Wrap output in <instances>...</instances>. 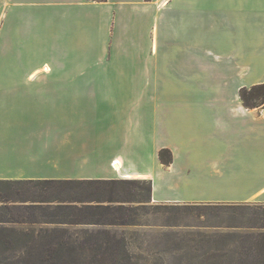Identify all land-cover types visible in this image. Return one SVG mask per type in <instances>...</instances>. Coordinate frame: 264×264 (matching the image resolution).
<instances>
[{
    "label": "crops",
    "instance_id": "obj_1",
    "mask_svg": "<svg viewBox=\"0 0 264 264\" xmlns=\"http://www.w3.org/2000/svg\"><path fill=\"white\" fill-rule=\"evenodd\" d=\"M251 10L234 0H0V179L148 180L155 203H220L188 193L205 182L264 204V110L239 95L248 70L230 67L229 81L201 47L234 44L222 33L240 19L237 59L264 63V5ZM237 172L260 182L228 186Z\"/></svg>",
    "mask_w": 264,
    "mask_h": 264
},
{
    "label": "rangeland",
    "instance_id": "obj_2",
    "mask_svg": "<svg viewBox=\"0 0 264 264\" xmlns=\"http://www.w3.org/2000/svg\"><path fill=\"white\" fill-rule=\"evenodd\" d=\"M241 3L242 0H234L235 6L244 5L245 8L254 9L250 11L249 17L257 11L258 5H264L262 0H243ZM234 22L237 24L234 29L224 33L220 31L226 41L232 40L234 44L205 42L201 47L210 56V63L219 66L229 81L230 77L236 75L229 70L230 67L247 69L248 76L242 79L245 84L242 88H249L256 85L253 83L258 80L264 81V63L259 65L254 60L237 59L238 51L243 48L246 50L247 47L240 44L245 32L242 21L235 19ZM248 48L250 58L257 57V51L253 52L254 47ZM179 68L178 63H171V71L177 72ZM193 85L190 83L189 87ZM170 87L171 101H181L184 91L175 74H171ZM1 89L0 77V92ZM201 102L222 103L220 100ZM217 108L218 116L222 111H228L225 107L222 110L220 106ZM235 140L242 143L244 138L240 136ZM256 176L242 172L228 174L230 182L227 184H255L260 182L255 179ZM258 176L264 178V173ZM207 184L198 182V188L187 191L201 198L215 196L221 199L220 203H155L146 192L133 189V203L126 204L132 210L126 212L132 221L129 225L16 226V230L9 233V239L1 231L0 264H258L242 248L245 244L242 239L244 232L230 228L232 225L244 226L246 218L240 215V210H235L236 215L232 216L226 206L247 208L264 204L242 202L249 190L214 191ZM134 194L141 196L135 197Z\"/></svg>",
    "mask_w": 264,
    "mask_h": 264
},
{
    "label": "trees",
    "instance_id": "obj_3",
    "mask_svg": "<svg viewBox=\"0 0 264 264\" xmlns=\"http://www.w3.org/2000/svg\"><path fill=\"white\" fill-rule=\"evenodd\" d=\"M239 95L245 108L264 110V83L244 87ZM159 157L164 166L173 162L170 150H161ZM133 189L146 192L152 200L148 180H0V232L9 239L16 226L129 225L132 221L126 212L132 210L126 204L133 203ZM226 207L232 216L235 210L242 211L247 223L230 228L244 232L246 255L264 264V205Z\"/></svg>",
    "mask_w": 264,
    "mask_h": 264
},
{
    "label": "bare ground",
    "instance_id": "obj_4",
    "mask_svg": "<svg viewBox=\"0 0 264 264\" xmlns=\"http://www.w3.org/2000/svg\"><path fill=\"white\" fill-rule=\"evenodd\" d=\"M114 164H116V163H114ZM118 166H120V165H118ZM118 171V170H117Z\"/></svg>",
    "mask_w": 264,
    "mask_h": 264
}]
</instances>
